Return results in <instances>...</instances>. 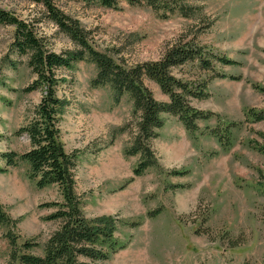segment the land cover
I'll use <instances>...</instances> for the list:
<instances>
[{"label": "rangeland", "instance_id": "374dc122", "mask_svg": "<svg viewBox=\"0 0 264 264\" xmlns=\"http://www.w3.org/2000/svg\"><path fill=\"white\" fill-rule=\"evenodd\" d=\"M54 1L91 31L98 50L119 52L128 65L157 61L182 40H194L237 62L215 64V71L239 80L214 77L197 64L174 70L181 79L209 80L208 98L191 103L219 119L200 123V132L191 136L176 117L163 115L164 127L151 142L160 165L140 177L133 173L140 157L124 154L131 136L116 134L133 123L132 102L124 97L115 106L108 88H93L96 70L91 63L58 71L63 81L58 94L68 102L61 140L68 152L79 151L76 189L83 212L89 218L115 216L121 221L117 237L127 245L96 264H264V186L258 173L264 170V158L254 148L264 122L247 115L264 110V0H188L191 19L178 13L165 18L124 0L121 10ZM0 9L30 23L38 21L55 52L75 48L32 1L0 0ZM13 35V27L0 25V152L22 154L30 148L29 140L16 132L32 115L41 93L23 91L35 75L27 58L13 53ZM145 83L156 100L168 101L158 85ZM233 122L238 127L227 148L205 131ZM27 169L20 164L0 174V204L18 222L13 232L19 243H37L31 253L41 256L59 223L46 220L53 209L39 206L61 198L56 187L38 189ZM172 170L187 174L173 176ZM8 230H0V264L11 262Z\"/></svg>", "mask_w": 264, "mask_h": 264}, {"label": "trees", "instance_id": "16d2710c", "mask_svg": "<svg viewBox=\"0 0 264 264\" xmlns=\"http://www.w3.org/2000/svg\"><path fill=\"white\" fill-rule=\"evenodd\" d=\"M45 9V17L60 32L67 36L75 48L57 53L50 47L48 39L41 34L38 21L28 22L0 9V25L14 28L11 49L18 57L27 58V65L35 75V80L23 91H39L41 99L34 107L32 115L16 134L25 135L30 148L22 153L0 152V174L20 164L27 166V177L38 189L56 187L61 200L46 202L40 208L53 209L46 217L48 221L59 223L58 228L43 244V255H34L37 243L19 239L13 232L17 221L0 204V230L8 228L6 238L11 248L10 264H96L110 259L119 250L126 248L117 237L120 220L115 216L89 218L83 212V199L76 189V169L79 151L68 152L61 140L60 122L68 102L58 94L63 82L58 71L69 70L75 64L88 62L94 65L96 76L91 81L93 88H108L113 105H118L127 97L133 105L132 124L117 129L116 134L131 136L125 148L126 156H139L140 160L133 173L144 175L149 169L158 167L159 161L151 142L158 137V130L165 124L163 115L176 117L191 136L200 132V123L218 118L212 112L194 107L192 100L208 98L209 80L196 81L178 78L174 70L188 64H197L199 69L212 73L214 77L239 80L237 77L217 73L215 64L233 66L237 62L212 50H206L194 40L179 41L165 51L157 61H144L128 65L119 52H102L95 46L90 30L79 20L62 12L54 0H30ZM87 5L95 4L106 9L121 10L122 0H77ZM129 6H148L165 18L176 13L187 19L192 18V6L188 0H124ZM215 72V75H214ZM158 85L167 102L158 101L145 81ZM253 122H264V110L247 113ZM238 124L227 123L224 127L207 129L222 147L232 143V131ZM113 135L112 138L116 136ZM260 142L255 141V149L264 158V132L257 133ZM113 142V141H111ZM259 178L264 186V170H259ZM173 176H184L187 171L172 170ZM179 187V186H178ZM180 188V187H179ZM160 211L155 214L158 215ZM84 259L90 260L89 262ZM84 260V261H83Z\"/></svg>", "mask_w": 264, "mask_h": 264}]
</instances>
